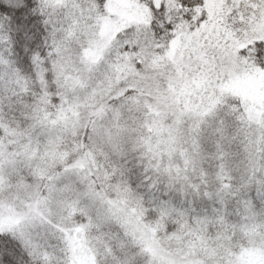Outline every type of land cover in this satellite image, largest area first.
Wrapping results in <instances>:
<instances>
[{"label": "snow or ice", "instance_id": "1", "mask_svg": "<svg viewBox=\"0 0 264 264\" xmlns=\"http://www.w3.org/2000/svg\"><path fill=\"white\" fill-rule=\"evenodd\" d=\"M0 264H264V0H0Z\"/></svg>", "mask_w": 264, "mask_h": 264}]
</instances>
